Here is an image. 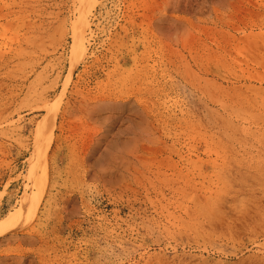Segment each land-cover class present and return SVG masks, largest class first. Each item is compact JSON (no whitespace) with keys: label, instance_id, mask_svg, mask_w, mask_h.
<instances>
[{"label":"rangeland","instance_id":"obj_1","mask_svg":"<svg viewBox=\"0 0 264 264\" xmlns=\"http://www.w3.org/2000/svg\"><path fill=\"white\" fill-rule=\"evenodd\" d=\"M80 10L0 0V264H264V0Z\"/></svg>","mask_w":264,"mask_h":264},{"label":"bare ground","instance_id":"obj_2","mask_svg":"<svg viewBox=\"0 0 264 264\" xmlns=\"http://www.w3.org/2000/svg\"><path fill=\"white\" fill-rule=\"evenodd\" d=\"M90 1L93 2L95 0H81V10H80L79 18H78L79 20L77 24L75 25L76 27L74 31V44L76 47L80 49L85 47L86 32H87V29L89 28V21H88L86 12H85V5L87 4V2H90ZM37 160L38 159H36V162H38ZM36 176L37 175L34 174V176L32 177L34 183L35 181H37ZM40 200L41 198H39L36 201V203L30 205V199L27 196H24L22 199V206L19 209V211L11 215L5 221L0 222V235L13 234L16 231L23 228L24 226H26L28 223H30L31 220L36 215Z\"/></svg>","mask_w":264,"mask_h":264}]
</instances>
